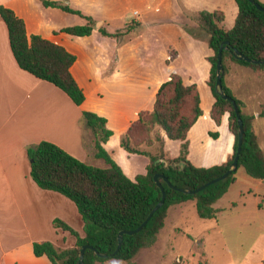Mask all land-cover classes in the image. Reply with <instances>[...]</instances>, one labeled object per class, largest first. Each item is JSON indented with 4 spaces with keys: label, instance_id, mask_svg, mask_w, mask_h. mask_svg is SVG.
Returning a JSON list of instances; mask_svg holds the SVG:
<instances>
[{
    "label": "rangeland",
    "instance_id": "obj_1",
    "mask_svg": "<svg viewBox=\"0 0 264 264\" xmlns=\"http://www.w3.org/2000/svg\"><path fill=\"white\" fill-rule=\"evenodd\" d=\"M60 1L92 16L95 33L83 37L55 34V29L85 23L86 18L45 7L40 0H0V5L13 8L25 20L29 36L41 34L77 55L74 73L89 97L93 109L88 110L110 117L120 128L108 146L130 177L145 171L152 157L157 162L178 164L172 159L183 154L185 141L168 138L159 126L131 133L128 140L134 151L123 147L128 126L140 112L148 118L160 85L174 74L181 75L187 84L197 83L204 110L189 132L186 157L196 165L210 166L231 156L234 137L228 130L229 115H223L220 123L212 115L215 98L206 80L211 74L209 56L214 52L198 12L223 9L226 18L222 26L230 29L239 11L236 0ZM1 40L10 46L8 27L0 15ZM225 64V82L243 100L244 112L255 116L254 129L264 149V70L255 71L230 58ZM83 122L87 124L84 117ZM127 123L123 131L122 125ZM159 134L164 136L163 144ZM94 149L83 137L75 156L98 166L108 165L95 156L96 146ZM215 205L220 210L217 216L202 218L195 200L174 204L156 242L142 248L131 263L111 258L97 264H264V179L240 167L237 181ZM74 243L61 240L60 245L68 248Z\"/></svg>",
    "mask_w": 264,
    "mask_h": 264
},
{
    "label": "trees",
    "instance_id": "obj_2",
    "mask_svg": "<svg viewBox=\"0 0 264 264\" xmlns=\"http://www.w3.org/2000/svg\"><path fill=\"white\" fill-rule=\"evenodd\" d=\"M40 1L45 7H57L86 18L85 23H74L55 29V34L83 37L93 33L96 22L92 16L84 15L81 10L64 1ZM256 1L264 5V2ZM236 2L239 11L235 24L230 29L222 26L226 18L223 9L218 8L213 11L204 9L198 12L202 27L210 35L209 45L214 52L209 56L211 74L206 80L215 98L212 115L218 123L223 115H229L228 130L234 137L231 156L224 162L204 166L194 164L184 154L188 146L189 132L204 110L197 83L187 84L181 75L174 74L162 82L156 92L148 118H143V112H140L139 118L128 126L123 139V147L134 151L128 140L131 133L136 130L138 133H143L145 130L149 131L159 126L168 138L185 141L183 154L172 159L178 164L157 162L156 157H152L145 171L138 172L134 178L130 177L103 145V142L117 131L107 128V117L91 110H83V117L95 134L98 136L102 133L95 143L96 155L103 158L108 166L101 167L83 161L50 140H42L27 148L31 160V176L36 183L43 189L61 192L72 199L84 221V234H81L61 218H56L54 225L72 233L76 242L71 247L61 248L50 240L36 241L34 252L37 256L47 255L53 264H78L82 246L89 243L108 256H100L95 249L88 248L84 264H97L111 258L131 263L132 258L142 248L150 247L156 242L159 232L165 226L170 206L195 200L200 217L214 218L220 211L215 204L237 181V171L240 167H244L249 175L264 179V149L254 129L255 116L244 112L243 100L238 98L232 88L226 84L223 74L224 89L236 99L240 108L239 115L244 123L238 169L225 179L212 183L197 193L174 189L163 177H160L167 193L165 203L142 230L134 234L125 233L122 247L113 255L118 246L120 231L137 228L161 200L163 191L155 179L156 174H164L179 187L194 189L223 174L235 159L240 124L233 102L216 92L219 50L222 45H227L226 41H229L230 48L223 50L225 71L227 58L251 67L255 71L264 70V63L239 59L232 50L238 49L251 58H264V10L259 9L251 0H236ZM0 15L8 27L10 46L19 66L36 77L55 84L65 91L75 104L81 105L86 99V93L72 71L78 59L77 55L64 45L41 34L29 36L25 20L13 8L0 5ZM186 109L188 112L185 111ZM261 116L264 117V112ZM136 126L138 127L134 129ZM159 140L163 144L164 136L159 134Z\"/></svg>",
    "mask_w": 264,
    "mask_h": 264
},
{
    "label": "crops",
    "instance_id": "obj_3",
    "mask_svg": "<svg viewBox=\"0 0 264 264\" xmlns=\"http://www.w3.org/2000/svg\"><path fill=\"white\" fill-rule=\"evenodd\" d=\"M72 71L75 75L74 65ZM88 101L86 94L85 101L77 105L55 84L22 69L8 43L1 40L0 264H53L47 255L35 254L34 242L52 240L58 247L61 240L69 245L76 242L73 234L69 237L65 230L55 227L56 218L84 234V221L75 202L61 192L41 188L31 176L27 148L50 140L77 156L75 150L84 137L95 150L97 136L83 124L82 111L93 109ZM117 114L119 117L120 109ZM107 119V128L117 132L103 142L106 149L120 133L112 119ZM127 125H122L123 131ZM109 152L115 151L110 148Z\"/></svg>",
    "mask_w": 264,
    "mask_h": 264
},
{
    "label": "water",
    "instance_id": "obj_4",
    "mask_svg": "<svg viewBox=\"0 0 264 264\" xmlns=\"http://www.w3.org/2000/svg\"><path fill=\"white\" fill-rule=\"evenodd\" d=\"M259 9L261 10H264V5H262L261 3H259L258 1L256 0H251ZM227 42V45H222L220 50H219V53H218V64H217V80H216V92L218 94H220L223 98L225 99H228V100H231L235 106V109L238 113V119H239V143H238V149H237V154L235 156V159L233 160L231 166L221 175L207 181L206 183L202 184L201 186L197 187V188H188V187H179L177 185H174L170 179L168 177H166L164 174L162 173H158L155 175V179L156 181L158 182V184L160 185L162 191H163V196L161 198V200L153 207V209L151 210V212L149 213L148 217L135 229H124V230H121L120 233H119V242H118V246L115 250V252L113 253V255H115L119 250L120 248L122 247V244H123V240H124V234L125 233H129V234H134V233H137L139 232L140 230H142L145 225L148 223V221L152 218V216L154 215V213L159 210L163 204L165 203V200H166V190L160 180V177H163L167 182L168 184L174 188V189H177V190H180L182 192H186V193H197L199 191H201L202 189L206 188L207 186H209L210 184L212 183H215L219 180H222V179H225L226 177H228L230 174H232L233 172H235L238 167H239V155H240V152L242 150V144H243V136H244V123H243V120L241 118V116L239 115V105L236 101V99L227 94L225 89H224V85H223V74L225 72V68H224V63H223V50L224 49H228L230 48V46L228 45L229 41H226ZM235 53V56L239 59H242V60H245V61H249V62H253V63H264V58H251L249 57L248 55L244 54L242 51L238 50V49H232ZM165 162V161H164ZM166 163V162H165ZM167 164V163H166ZM88 248H91V249H95L97 254L100 255V256H103V257H107L108 255L106 253H101L100 251H98L93 245L87 243V244H84L79 252V262L78 264H84V259H85V254H86V250Z\"/></svg>",
    "mask_w": 264,
    "mask_h": 264
}]
</instances>
